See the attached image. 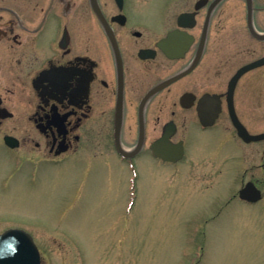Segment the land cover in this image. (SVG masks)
I'll return each mask as SVG.
<instances>
[{
	"label": "flooded vegetation",
	"instance_id": "flooded-vegetation-1",
	"mask_svg": "<svg viewBox=\"0 0 264 264\" xmlns=\"http://www.w3.org/2000/svg\"><path fill=\"white\" fill-rule=\"evenodd\" d=\"M263 36L264 0H0V131L20 132L4 145L38 166L93 149L102 162L176 165L229 130L228 154L253 147L264 174ZM232 110L258 140L238 137ZM180 148L177 162L159 155ZM262 181L244 186L264 198Z\"/></svg>",
	"mask_w": 264,
	"mask_h": 264
},
{
	"label": "rangeland",
	"instance_id": "rangeland-1",
	"mask_svg": "<svg viewBox=\"0 0 264 264\" xmlns=\"http://www.w3.org/2000/svg\"><path fill=\"white\" fill-rule=\"evenodd\" d=\"M9 133L20 132L0 131V234L30 232L42 264H264V198L238 199L264 174L253 147L228 154L235 132L193 143L191 154L207 151L204 158L131 166L102 162L94 149L79 162L38 166L5 147Z\"/></svg>",
	"mask_w": 264,
	"mask_h": 264
},
{
	"label": "water",
	"instance_id": "water-1",
	"mask_svg": "<svg viewBox=\"0 0 264 264\" xmlns=\"http://www.w3.org/2000/svg\"><path fill=\"white\" fill-rule=\"evenodd\" d=\"M264 38V36H263ZM232 119L237 128L238 135L246 142L258 140L260 135H252L231 111ZM6 142L11 147H16V138L8 136ZM164 160L176 162L182 159L183 149H178L173 156L159 154ZM240 197L249 202H257L262 198L261 191L253 183H248L240 192ZM0 264H41L39 250L33 238L21 229H10L0 235Z\"/></svg>",
	"mask_w": 264,
	"mask_h": 264
}]
</instances>
